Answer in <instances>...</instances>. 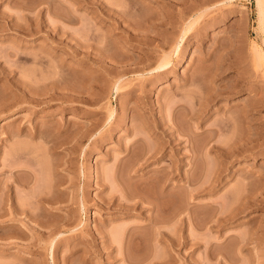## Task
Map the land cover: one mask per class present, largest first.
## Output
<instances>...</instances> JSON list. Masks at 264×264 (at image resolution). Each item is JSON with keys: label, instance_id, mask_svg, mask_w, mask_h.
I'll use <instances>...</instances> for the list:
<instances>
[{"label": "rangeland", "instance_id": "obj_1", "mask_svg": "<svg viewBox=\"0 0 264 264\" xmlns=\"http://www.w3.org/2000/svg\"><path fill=\"white\" fill-rule=\"evenodd\" d=\"M255 4L0 0V264H264Z\"/></svg>", "mask_w": 264, "mask_h": 264}, {"label": "bare ground", "instance_id": "obj_2", "mask_svg": "<svg viewBox=\"0 0 264 264\" xmlns=\"http://www.w3.org/2000/svg\"><path fill=\"white\" fill-rule=\"evenodd\" d=\"M204 1H205V0H204ZM202 2H203V1H202ZM255 2H256L255 5H256L257 15H258V23H259V25H260V27H261V29H262L263 34H264V0H255ZM180 13H182V12H180ZM184 13H185V12H184ZM181 16H182V14H181ZM263 40H264V38H263ZM260 55H261V54H260ZM111 60H113V59H111ZM163 61H164V60H163ZM166 61H167V60H166ZM166 61H165V63L167 64L168 62H166ZM160 64H161V63H160ZM166 64L163 63V64L159 65L156 69H163V68L166 66ZM110 68H112V66H111ZM128 71H129V70H128ZM132 71H133V70H132ZM157 72H158V71H157ZM158 76H159V75H158ZM212 76H214V74H213ZM212 78H213V77H212ZM212 78H210V79H212ZM213 80H214V79H213ZM210 81H212V80H210ZM211 84H212V83H211ZM212 85H213V84H212ZM117 86H118V84H117ZM216 86H217V85H216ZM217 87H218V86H217ZM220 87H221V86H220ZM220 87H219L218 89H220ZM225 87H226V86H225ZM233 87H234V86H233ZM208 88H209V87H208ZM210 88H211V86H210ZM210 88H209V89H210ZM215 88H216V87H215ZM248 88H249V87H248ZM115 89H116V88H115ZM117 89H118V88H117ZM231 89H232V88H231ZM211 90H213V89L211 88L210 90L203 91V92H207V93H208V91H211ZM215 90H216V89H215ZM215 90H213L212 93H213V92H214V93L217 92V91H215ZM232 90H233V89H232ZM232 90H231V91H232ZM247 90H248V89H247ZM221 91H223V93H225L223 89H221ZM203 92H202V94H204ZM234 92H235V91H234ZM219 93H220V91H219ZM216 94H217V93H215V94H211V96H209V94L201 95V96L199 97V101H200V99H201L202 96H203V98H202L201 100H203L204 103H205L206 101H208L209 99H211L213 95H214V96H213V98H214ZM205 95H208V96H205ZM218 95H219V94H218ZM225 95H226V94H225ZM221 96H222V95H221ZM216 97H218V96L216 95ZM213 98H212V100H213ZM220 98H221V97H220ZM215 99H216V98H215ZM203 101H201L199 104L201 105V104L203 103ZM210 101H211V100H209L208 102L211 103ZM213 101H214V100H213ZM199 104H198L199 108H197V109L204 108V106L207 105V102H206L204 105H201V106H203V107H200ZM246 105L248 106L249 104L246 102ZM246 105L244 106V104H243L244 107H247ZM253 106H254V105H253ZM251 107H252V106H251ZM251 107H250V105H249V108H251ZM252 108H254V107H252ZM242 109H243V108H240V115H238V117H237L238 120H239V117L241 118V117L243 116L241 113L244 114V118L246 117L245 114L248 113V112H245V111H247L246 109H248V107H247V108H244V109H245V110L243 109L244 111H243ZM254 109H255V108H254ZM254 109H253V110H254ZM194 110H195V109H194ZM201 110H202V109H201ZM238 110H239V109H238ZM238 110H237V112H235V111H233V112H235L236 114H239V113H238V112H239ZM249 110H250V109H249ZM251 110H252V109H251ZM251 110H250V112H251ZM195 111H196V110H195ZM242 111H243V112H242ZM255 111H256V110H255ZM244 112H245V113H244ZM196 113L198 114V111H197ZM232 114H233V113H232ZM250 114H252V113H250ZM110 115H111V114H110ZM233 116L235 117L236 115L234 114ZM251 116H252V115L249 116L250 118L247 116V117H246V120L243 118L246 122L242 121V118L240 119V121H242V123H243V122H244V123H247L248 121L251 122V120H252ZM231 117H232V116H231ZM234 117H233L232 119H233V120H236V119H234ZM235 118H236V117H235ZM247 118H249V120H248ZM233 120H232V121H233ZM238 120L233 121V122H234L233 125H235V126H233V127L238 126V127L235 128V130L232 129V131H233L234 133H239V128H240V130H241L242 127L244 128V126H243L242 124H241V125H242V127H241V125H240L241 122H240V121H239V122H240V123H239L240 127H239L238 122H237ZM247 120H248V121H247ZM253 120H254V118H253ZM253 120H252V122H253ZM165 122H166V121H165ZM249 122L247 123V126H248V127H249V124H250ZM252 122H251V123H252ZM244 123H243V124H244ZM145 125H146V126H145ZM152 125H154V123H153ZM157 125H158V124H155V125H154L155 129H156V127H158ZM251 125H252V124H251ZM148 126H149V125H148ZM148 126H147V124H144L143 127H142V129H143V128H145V129L147 128V129H148V128H149ZM160 126H162V125H160ZM151 127H152V126H151ZM154 127H153V128H154ZM163 127H166V126H163ZM163 127H161V128H163ZM167 127H168V128H167ZM167 127H166V128H167L166 130H167V131L170 130L169 126H167ZM233 127H232V128H233ZM245 127H246V125H245ZM159 128H160V127H159ZM250 128H251V126H250L249 128H247V130L250 131ZM252 128H253V127H252ZM157 129H158V128H157ZM171 129H172V128H171ZM237 129H238V130H237ZM244 129H245V128H244ZM158 130H159V129H158ZM160 130H161V129H160ZM163 130H164V129H162V132L160 131V132L162 133V134H161L162 136H163V135H166V134H164V133H167V132H165L166 130H165V131H163ZM245 130H246V129H245ZM252 131H253L252 129H251L250 133H248L247 131H245V132H247V133H246L247 135L249 134L248 136H249V139H250V140L252 139L250 136H251V135L253 136V134H252L253 132H252ZM251 132H252V133H251ZM240 133H241V131H240ZM240 133H239V134H240ZM157 134H158V133H157ZM159 135H160V134H159ZM236 135H238V134H236ZM135 136H139V135L135 134ZM239 137H240V135L238 136V138H239ZM240 139H242V138H240ZM249 139H247L246 142H247ZM139 140H141V138L138 137V138L135 140V143L138 142ZM157 140L160 141L159 137H157ZM171 140H172V139H171ZM171 140H168V141L173 142V141H171ZM170 142H168V143H170ZM21 144H22V143H21ZM244 144H245V143H244ZM16 146H17L16 148L18 149L19 145L17 144ZM21 146H22V145H20V147H21ZM136 147H137V146H136ZM215 147H216V146H215ZM213 148H214V147H213ZM216 148L219 149L218 146H217ZM21 149H22V148H21ZM160 149H161V148H155V147H152V148H151V147H150V149H148V152L156 153L157 151H160ZM214 149H215V148H214ZM12 150H14V149H12ZM136 150H137V149H136ZM215 150H216V149H215ZM15 151H16V150H15ZM132 151L135 152V150L132 149V150H129V151H128V154H131ZM138 151H139V150H138ZM196 151L198 152V150H196ZM219 151H221V150L219 149ZM20 152H21V151H20ZM194 152H195V151H194ZM214 152L220 153V152H218V150H217V151H214ZM137 153H138V152H137ZM195 153H196V152H195ZM221 153H222V152H221ZM132 155H134V154L132 153ZM153 155H154V154H152V156H153ZM7 162H8V160H7ZM9 162H10V164L12 163L11 161H9ZM9 162H8V163H9ZM13 163H14V162H13ZM9 166H10V165H9ZM11 167H12V166H11ZM96 178H97V177H95V179H96ZM188 179H189V178H188ZM194 184H195V183H194ZM199 186H200V184H199ZM117 187H118V186H117ZM196 187H197V186H196ZM200 187H202V186H200ZM118 188H119V187H118ZM118 188H117V190L120 191ZM197 189H199V188L197 187V188H195V190H193V191H196V192H200V191H201V190H197ZM8 190H9V187H8L6 184L3 183V184H2V187H1V189H0V192H1V193H0V206L2 205V206L4 207V205H6V204L8 203V202H7V201L9 200V199H8V198H9ZM123 191H124V190H123ZM193 191H192V192H193ZM45 194H46V193H44V195H45ZM123 194H124V193H123ZM123 194H122V192H121V195H123ZM50 195H51V194H50ZM121 195H120V197H121ZM124 195H125V194H124ZM39 196H40V195H39ZM51 196H52V195H51ZM125 196H126V195H125ZM48 197H49V198H48ZM48 197H47V196H46V197H42V196H40L38 199H39L40 201H43V202H44L45 200L48 201V199H51L50 196H48ZM123 197H124V196H123ZM123 197H122V199L124 200L125 197H124V198H123ZM52 199H53V197H52ZM52 199H51V202H52ZM120 199H121V198H120ZM49 201H50V200H49ZM6 202H7V203H6ZM41 203H42V202H41ZM46 203H48V202H46ZM155 203H156V202H155ZM120 205H121V204H120ZM2 206H1V207H2ZM121 207H126V206H125L124 204H122ZM1 209H2V208H1ZM3 209H4V208H3ZM3 209H2V210H3ZM4 210H5V209H4ZM4 210H3V211H4ZM171 211H172V210H171ZM4 212H6V211H4ZM155 218H156V217H155ZM155 218H154V219H155ZM154 219H153V220H154ZM197 219H198V218H197ZM220 219H221V218H220ZM217 220H218V219H217ZM217 220H216V218H215V223H214L215 225L217 224L216 222H218ZM222 220H223V219H222ZM223 221H224V220H223ZM223 221H222V222L220 221L221 223L218 222V225H217V226H219V224H222ZM225 221H226V217H225ZM252 225H253V223H252ZM252 225H251V228H250V229H251L252 231H254V230L252 229V228H253ZM255 225H256V224H255ZM210 226H211V225H210ZM217 226H215V227H217ZM198 227H199V226H198ZM208 228H209V227H208ZM211 228H214V227L211 226ZM254 229H255V228H254ZM256 229H258V228L256 227ZM258 231H259V230H258ZM250 232H251V231H250ZM250 232H249V233H250ZM255 232H256V230H255ZM249 233H248V234H249ZM252 233L254 234V232H252ZM252 233H251V234H252ZM251 234H250V236L252 237L253 235H251ZM258 234H259V233H258ZM258 234H257V233L254 234V235H256L257 240L260 239V238H258ZM119 235H120V234H119ZM250 236H249V237H250ZM247 237H248V236H247ZM251 237H250V239H249V238H246L247 240H245L244 237H242L243 239L240 238V239H242V240H240V241H243V242H241L242 245H246V244L251 243V242L254 240V239H253V240L251 241V239H252L253 237L255 238V236H253L252 238H251ZM259 237H260V236H259ZM262 240H263V239H262ZM254 242H255V240H254ZM217 243H218V242H217ZM136 244H137V243H136ZM210 245H211V244H210ZM212 245H214V244H212ZM216 245H218V244H216ZM219 245H220V244H219ZM212 247H213V246H212ZM215 250H216V249H215ZM210 251H212V250L210 249ZM210 251H209V252H210ZM218 251H219V250H218ZM218 251H215V252H218ZM213 255H214V257L216 258V254H215L214 252H211V256H210V258H212V260L214 259ZM219 256H220V255H219ZM217 257H218V256H217ZM216 259H217V258H216ZM218 260H219V259H218ZM220 263H221V262H220Z\"/></svg>", "mask_w": 264, "mask_h": 264}]
</instances>
